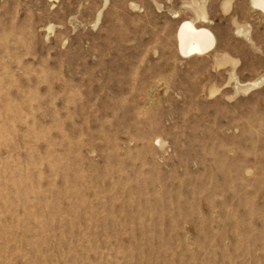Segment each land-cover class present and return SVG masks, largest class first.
Segmentation results:
<instances>
[{"label": "rangeland", "instance_id": "374dc122", "mask_svg": "<svg viewBox=\"0 0 264 264\" xmlns=\"http://www.w3.org/2000/svg\"><path fill=\"white\" fill-rule=\"evenodd\" d=\"M0 264H264L252 0H0Z\"/></svg>", "mask_w": 264, "mask_h": 264}, {"label": "bare ground", "instance_id": "6f19581e", "mask_svg": "<svg viewBox=\"0 0 264 264\" xmlns=\"http://www.w3.org/2000/svg\"><path fill=\"white\" fill-rule=\"evenodd\" d=\"M253 7L264 14V0H252ZM179 50L183 57L203 56L217 47L214 33L198 27L193 21H183L178 30Z\"/></svg>", "mask_w": 264, "mask_h": 264}]
</instances>
